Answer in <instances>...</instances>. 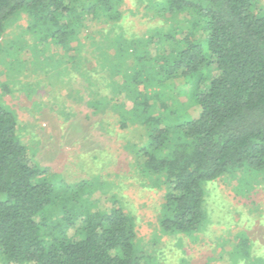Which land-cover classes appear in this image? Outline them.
Here are the masks:
<instances>
[{"label":"trees","instance_id":"16d2710c","mask_svg":"<svg viewBox=\"0 0 264 264\" xmlns=\"http://www.w3.org/2000/svg\"><path fill=\"white\" fill-rule=\"evenodd\" d=\"M154 5L171 14L172 30L157 41L119 39L115 62L103 50L99 63L112 80L125 77L121 86L109 84L117 95L125 94L112 108L121 126L139 121L146 128V140L133 153L142 173L165 188L161 230L193 236L208 218L205 184L226 175L264 174V9L259 0H156ZM121 6L122 0H0V40L10 23L26 14V31L37 42L30 46L34 53L52 44L68 63L77 64L86 21L118 22ZM179 13L187 15L184 21L177 19ZM161 43L170 49L151 56L149 45ZM130 57L135 65L129 73L123 66ZM178 82L184 86H175ZM94 83L89 88L101 90ZM185 87L184 102L175 92L185 94ZM110 103L105 96L89 106L100 112ZM191 108L197 117L189 114ZM91 187L89 181L58 186L49 168L30 158L17 116L0 97L4 262L155 264L136 249L134 215L116 196L107 209L85 198ZM237 237L232 260L251 264L249 234L244 230Z\"/></svg>","mask_w":264,"mask_h":264},{"label":"rangeland","instance_id":"374dc122","mask_svg":"<svg viewBox=\"0 0 264 264\" xmlns=\"http://www.w3.org/2000/svg\"><path fill=\"white\" fill-rule=\"evenodd\" d=\"M155 1L122 0L120 21H86L77 64L68 63L64 51L52 44L34 53L30 46L37 42L26 31L27 15L21 14L0 40L1 100L16 114L18 134L30 158L49 168L58 186L89 181L92 190L84 196L102 209L108 208L112 196L121 201L136 219L137 251L151 257L153 263L248 264L231 257L238 233L245 230L252 242L251 264H264V174L226 175L205 184L208 218L201 232L166 235L160 228L165 188L142 173L133 153V147L146 140V128L139 121L121 126L119 113L112 108L118 100L124 101L125 94L117 95L109 84L121 86L125 77L112 80L108 68L99 63L103 50L115 62L119 39L138 44L157 41L172 30L176 22L171 14L159 11ZM259 1L264 9V0ZM176 17L184 21L187 15ZM149 46L151 56L170 49L167 43ZM134 65L130 57L123 68L130 73ZM216 73L213 67L211 75ZM91 81L101 90H91ZM183 89L185 94L182 89L175 94L185 102L188 90ZM105 96L111 100L110 106L94 112L90 101ZM188 112L197 117L195 108ZM0 264L7 263L0 257Z\"/></svg>","mask_w":264,"mask_h":264}]
</instances>
